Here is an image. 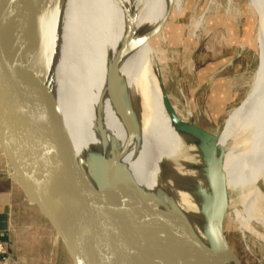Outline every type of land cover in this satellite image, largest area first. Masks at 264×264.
Masks as SVG:
<instances>
[{"label":"bare ground","instance_id":"bare-ground-1","mask_svg":"<svg viewBox=\"0 0 264 264\" xmlns=\"http://www.w3.org/2000/svg\"><path fill=\"white\" fill-rule=\"evenodd\" d=\"M172 1L51 0L50 12L47 0H0L3 27L22 6H31L20 19L22 68L31 81L37 82L46 113L52 119L51 164L57 179L63 184L81 182L87 188L96 218L130 254L141 243H134L136 240L130 237L133 224L117 222L121 217L118 205L100 203L102 192L97 179L101 176L116 174L132 182L162 213L171 212L174 206L185 213L188 222L198 219L207 242L201 243L205 251L209 248L205 214L222 212L224 201L228 202L227 212L232 208L235 221L246 231L255 233L249 216L255 215L264 224L260 206L263 195L258 186L264 180V0L259 3L262 12L256 40L260 63L246 97L218 134L194 122L189 125L184 121L182 127H176L167 112V94L146 28L162 20ZM175 1L180 7L183 0ZM35 15L37 21L27 27L25 23ZM64 66L69 69L68 77ZM172 107L178 116L176 107ZM169 119L179 135L190 133L187 137L194 143L191 148L182 145L181 168L175 174L167 172L165 163L159 164L167 162V149L174 154L179 149L178 139L169 132ZM198 135L204 137L200 145ZM89 154L96 161L94 167L87 160ZM156 174L171 178L172 186L153 190ZM167 197L175 200L166 201ZM239 203L250 215L239 211ZM180 235L182 230L166 235L153 253L155 261L165 260L173 247L182 250L196 244L193 238L192 242L189 238L179 240ZM181 264L211 262L198 251L186 256Z\"/></svg>","mask_w":264,"mask_h":264},{"label":"water","instance_id":"water-1","mask_svg":"<svg viewBox=\"0 0 264 264\" xmlns=\"http://www.w3.org/2000/svg\"><path fill=\"white\" fill-rule=\"evenodd\" d=\"M51 5V0H47L48 11ZM30 9V5L22 6L6 26L0 24V151L19 193L52 229L53 245H62L71 264H181L186 256L198 251H203L211 264H243L225 236L228 202L224 201V209L219 214H205L207 252L185 216L174 206L171 214L165 215L155 209L132 182L116 174L99 177L100 203L118 205L121 217L117 222L134 225V234L130 237L141 246L130 254L123 249V242L111 234L109 227L96 218L87 188L81 182L63 184L57 179L51 164L52 119L46 113L37 82L31 81L22 68L23 29L20 19ZM36 15L28 19L27 27L37 21ZM165 97L173 124L182 127L183 122ZM87 160L91 166L96 165L91 154L87 155ZM176 230L183 231L179 240L193 238L196 244L182 250L173 247L165 260L155 261L153 253L161 247L166 235ZM157 231L161 236H157Z\"/></svg>","mask_w":264,"mask_h":264},{"label":"rangeland","instance_id":"rangeland-1","mask_svg":"<svg viewBox=\"0 0 264 264\" xmlns=\"http://www.w3.org/2000/svg\"><path fill=\"white\" fill-rule=\"evenodd\" d=\"M260 2L183 0L181 6L177 7L173 0L162 20L147 26L146 36L156 52L164 91L170 104L176 107L182 122H194L200 128L218 134L232 111L246 97L261 60L256 47L258 18L262 12ZM64 71L67 75L69 69L64 66ZM168 126L174 139L179 141V153H170L167 149V162L159 164L165 163L167 172L175 174L181 168L182 145L187 144L191 148L194 143L187 137L190 133L183 131L182 136L179 135L170 119ZM188 131L191 132L190 129ZM203 138L201 135L196 136L198 145ZM0 156L6 162L1 151ZM155 177L157 180L152 185L155 191L173 184L172 179L165 175L156 174ZM258 186L263 195L260 206L264 209V180ZM148 200L158 210L155 203ZM167 200L175 199L167 197ZM184 208L187 210V206ZM237 208L244 216L250 215L244 205L239 203ZM14 211L11 217L12 235L17 246L22 248H19L20 256L29 259L50 257L54 264H71L62 245H53V231L48 223L20 193ZM180 212L185 215L182 210ZM163 214L169 215L171 212ZM197 215L202 217L200 212ZM248 218L255 233L264 237V224L255 215ZM188 220L199 242L207 243L200 221ZM224 231L229 246L243 264H264V239L241 228L235 221L232 208L227 212ZM189 242H192V238H189Z\"/></svg>","mask_w":264,"mask_h":264},{"label":"crops","instance_id":"crops-1","mask_svg":"<svg viewBox=\"0 0 264 264\" xmlns=\"http://www.w3.org/2000/svg\"><path fill=\"white\" fill-rule=\"evenodd\" d=\"M18 200L19 191L11 178L6 162L0 156V242L9 256V260L5 262V256L0 255V264H54L50 257L29 259L20 256L21 247L17 246L11 226V217Z\"/></svg>","mask_w":264,"mask_h":264},{"label":"built area","instance_id":"built-area-1","mask_svg":"<svg viewBox=\"0 0 264 264\" xmlns=\"http://www.w3.org/2000/svg\"><path fill=\"white\" fill-rule=\"evenodd\" d=\"M0 255H4V261H8L9 260V256L6 254L4 247L2 246L1 242H0Z\"/></svg>","mask_w":264,"mask_h":264}]
</instances>
